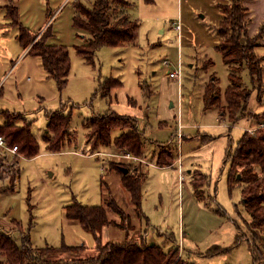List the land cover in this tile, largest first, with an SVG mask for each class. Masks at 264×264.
<instances>
[{
	"label": "rangeland",
	"instance_id": "1",
	"mask_svg": "<svg viewBox=\"0 0 264 264\" xmlns=\"http://www.w3.org/2000/svg\"><path fill=\"white\" fill-rule=\"evenodd\" d=\"M11 1L18 9L20 25L37 37L51 25L47 42L68 49L70 72L59 90L40 59L28 53L30 46L23 49L19 44L15 23L0 12V112L18 114L30 123L39 146L33 158L0 150V230L17 242L27 236L34 247L84 245L82 255H90L94 238L77 220L65 217V208L73 203L107 207L113 198L126 217L124 229L107 227L101 233L103 244L137 239L138 234L147 241V233L163 249L177 248L181 258L191 263L252 264L247 215L240 204L243 185L239 177L229 188L227 154L248 127L256 126L252 115L264 114L263 75L253 83L244 68L235 71L250 98L246 114L234 125L217 108L205 111L202 101L205 84L212 78H217L222 98L228 86V70L215 46L222 18L219 6L230 4L229 0H123L130 4L129 17L138 24L135 44L100 47L93 64L76 54L74 47L88 36L73 27L72 17L76 4L90 7L95 0ZM245 1L234 0L247 18ZM110 3L117 6L115 0ZM10 6L5 8L10 11ZM177 21L179 33L174 28ZM257 47L254 51L260 57ZM165 60L168 67L163 65ZM179 62L182 73L177 81L169 78L167 69L177 70ZM106 79L120 85L105 96L99 86ZM49 112L71 115L73 134L60 152L48 151L44 139L49 135ZM108 112L136 121L145 145L140 158L123 157L114 146L90 147L83 121ZM6 122L0 115V124ZM179 123L183 125L181 141L174 136ZM118 133L113 130L112 138ZM158 156L171 157L175 165L157 167ZM149 161L153 164L148 167ZM111 162L130 164L146 174L142 212L147 222L136 216ZM107 213L116 223L121 221L111 209ZM214 247L228 252L210 255ZM4 263L0 255V264Z\"/></svg>",
	"mask_w": 264,
	"mask_h": 264
},
{
	"label": "trees",
	"instance_id": "2",
	"mask_svg": "<svg viewBox=\"0 0 264 264\" xmlns=\"http://www.w3.org/2000/svg\"><path fill=\"white\" fill-rule=\"evenodd\" d=\"M115 1L117 6L114 8L110 0H95L90 7L81 4L75 6L72 25L88 38L74 49L76 54L89 64L94 63L95 52L100 47H120L135 43L138 24L128 15L130 4L123 0ZM229 3L219 6L222 18L216 27L218 41L215 46L228 69L229 85L222 98L217 85L218 80L212 78L205 85L202 101L205 111L217 108L221 115L227 116L228 121L234 125L246 114L250 98V91L242 87L240 76L235 71L237 68H244L251 82L258 83L262 79V58L254 51L257 47L256 39L258 40L260 35L249 37L245 10L234 0H229ZM10 7V11L6 8V16L18 27L19 44L23 49L30 46L28 53L40 59L48 77L52 78L61 90L67 84L70 72L68 49L63 45H51L47 42L52 36L51 25L37 37L36 33L20 25L17 7L12 5ZM119 85L120 82L117 80L106 79L99 88L106 96L112 88ZM0 115L7 120L5 124H0V136L7 147H16L19 156L35 157L39 152V146L31 134L30 123L15 113L1 111ZM252 117L259 121L258 124L264 122V114H254ZM47 118L46 130L49 135L44 136L47 149L52 153L60 152L64 142L73 134L70 131L73 130L70 127L71 115L49 112ZM21 120H23L21 124L13 123ZM82 125L88 130L86 139L92 143L90 146L92 149L114 146L116 151L135 158H140L143 154L142 135L132 118L108 112L90 117L84 120ZM113 130L119 131L114 138L111 136ZM227 158L230 161L227 179L229 188L235 182L234 179L239 177V182L243 185L240 204L247 215L245 225L250 236L248 238L251 240L249 250L252 254V264H264V127L259 128L253 135L244 132L234 151L227 154ZM172 163L171 157L158 156L159 167L170 166ZM128 165L127 168L125 164L122 166L120 163H110L120 175V181L129 193L136 216L147 222V217L142 212V189L147 176L139 168ZM129 167L132 169L129 170ZM122 168L127 169L126 174L122 172ZM15 180L16 175L13 181ZM100 184L106 187L103 179ZM107 193L109 195V189ZM197 197L201 198L198 195ZM108 209L116 213L121 221L116 223L111 219L107 213ZM65 217L77 220L82 229L94 238L95 250L90 255H82L86 251L84 245L68 246L63 243L59 247H34L27 236H22L20 242H17L12 236L0 230V255L4 258V264H195L182 259L177 248L164 251L161 246L148 244L141 234H138L137 239L125 238L122 242L103 244L101 241L103 227L124 229L126 217L113 198L108 200L107 207L70 204L65 208ZM169 237L173 239L171 235ZM238 241L239 235L236 236V242ZM213 249L209 251L210 255L228 252V249L218 247Z\"/></svg>",
	"mask_w": 264,
	"mask_h": 264
},
{
	"label": "crops",
	"instance_id": "3",
	"mask_svg": "<svg viewBox=\"0 0 264 264\" xmlns=\"http://www.w3.org/2000/svg\"><path fill=\"white\" fill-rule=\"evenodd\" d=\"M222 1L223 0H218V2H222ZM7 4H10V5L14 6L13 5V2L11 0H1V3H0V12L1 13H3V14L4 13L5 14L7 13V11L5 10L6 9L5 7H6ZM244 6L247 9L246 10V12H247L246 13V17L248 19V24H247V33H248V35L249 36H255V35L257 36V35H260V37L258 39L259 46L257 47V52L260 55V57L262 58V75H263V78H264V0H246ZM134 44H132V45H134ZM24 52H26V50ZM228 85H229V82H228ZM214 110H215V108H214ZM215 113H216V115H218V112L215 111ZM218 119H219V116H218ZM258 122L255 125H257ZM248 128H252V127H248ZM86 131H87V129H86ZM155 146H158V145H155ZM159 146H161V145H159ZM162 146H165V145H162ZM144 147H145V145H143V154H144ZM157 159H158V157H157ZM152 164H153V162L152 161H149L148 167L150 165H152ZM155 165L157 167H159L157 165V161H155ZM172 165L174 166L175 164L172 163ZM172 165H170V166H172ZM163 167H167V166H163ZM190 171L191 170H189L188 173H190ZM113 220L115 221V219H113ZM106 228L107 227H103L102 231L105 230ZM146 235H147V238H146L147 241L146 242L148 244H155V245L160 246V244H158L154 240V238L152 236H149V234H147V233H146ZM171 236H173V235H171ZM173 239H176V238L173 236ZM170 249H171V247L170 246H167V248L164 249V251H169Z\"/></svg>",
	"mask_w": 264,
	"mask_h": 264
},
{
	"label": "built area",
	"instance_id": "4",
	"mask_svg": "<svg viewBox=\"0 0 264 264\" xmlns=\"http://www.w3.org/2000/svg\"><path fill=\"white\" fill-rule=\"evenodd\" d=\"M174 25H175V30L179 33V31H180V24H179V22L177 21V22H175L174 23ZM163 65L165 66V67H168L169 66V64H168V61L167 60H165L164 62H163ZM167 73H168V76H169V78H171V79H175V80H179L180 79V76H181V73H182V64H181V62H179V64H178V69L177 70H171V69H167ZM264 127V122H261V123H259V124H257L255 127H252V128H247L245 131L249 134V135H253L259 128H263ZM183 128V125L181 124V123H179L178 124V128H177V132H176V135H174L175 136V138L176 139H178V140H180L181 141V132H180V129H182ZM179 144H180V142H179ZM0 150H2V151H7V152H9L10 154H17V149H16V147H7V145H6V143H5V141H4V139L0 136ZM122 153V152H121ZM98 155H101V154H98ZM123 157H129V158H135V157H132V156H130L129 154H124V153H122L121 154ZM180 156V155H179ZM136 159V158H135ZM181 161V158H178V162H180ZM102 170H103V172H105V170H107V168L103 165L102 166ZM178 171H179V173H180V179H182V177H183V175H182V169H181V165H180V167L178 168Z\"/></svg>",
	"mask_w": 264,
	"mask_h": 264
},
{
	"label": "water",
	"instance_id": "5",
	"mask_svg": "<svg viewBox=\"0 0 264 264\" xmlns=\"http://www.w3.org/2000/svg\"><path fill=\"white\" fill-rule=\"evenodd\" d=\"M121 170H122V172H123L124 174L127 173V169H126V168H122ZM237 177H239V176H237Z\"/></svg>",
	"mask_w": 264,
	"mask_h": 264
}]
</instances>
